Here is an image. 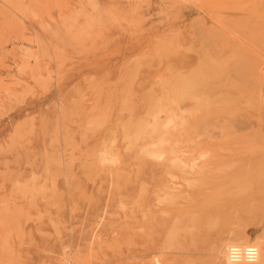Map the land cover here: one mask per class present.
Here are the masks:
<instances>
[{
    "label": "rangeland",
    "instance_id": "obj_1",
    "mask_svg": "<svg viewBox=\"0 0 264 264\" xmlns=\"http://www.w3.org/2000/svg\"><path fill=\"white\" fill-rule=\"evenodd\" d=\"M233 245L264 264V0H0V264Z\"/></svg>",
    "mask_w": 264,
    "mask_h": 264
},
{
    "label": "built area",
    "instance_id": "obj_2",
    "mask_svg": "<svg viewBox=\"0 0 264 264\" xmlns=\"http://www.w3.org/2000/svg\"><path fill=\"white\" fill-rule=\"evenodd\" d=\"M249 249H252V252H253V255L251 257H249L248 255ZM228 256L233 261H237L242 258L248 261H254L257 257V250L254 246L233 245V246H230L228 249Z\"/></svg>",
    "mask_w": 264,
    "mask_h": 264
},
{
    "label": "bare ground",
    "instance_id": "obj_3",
    "mask_svg": "<svg viewBox=\"0 0 264 264\" xmlns=\"http://www.w3.org/2000/svg\"><path fill=\"white\" fill-rule=\"evenodd\" d=\"M240 243V242H239ZM242 243V242H241ZM226 245L227 244H224V246L226 247ZM243 246V245H242ZM227 247H228V245H227ZM226 247V248H227ZM256 248V250H257V257H258V249H257V247H255ZM228 250V249H227ZM228 253V252H227ZM257 257H256V259H257ZM255 259V260H256ZM242 260H245L244 258H242V259H239V260H237V261H233V260H231L230 258H229V256H228V254H227V256L225 257V262H226V264H236L237 262H240V261H242ZM254 260V261H255ZM254 261H248V260H246V262H254Z\"/></svg>",
    "mask_w": 264,
    "mask_h": 264
},
{
    "label": "clouds",
    "instance_id": "obj_4",
    "mask_svg": "<svg viewBox=\"0 0 264 264\" xmlns=\"http://www.w3.org/2000/svg\"><path fill=\"white\" fill-rule=\"evenodd\" d=\"M248 255H249V257H251L253 255L252 249H249Z\"/></svg>",
    "mask_w": 264,
    "mask_h": 264
}]
</instances>
